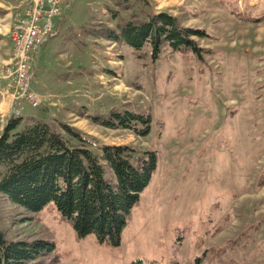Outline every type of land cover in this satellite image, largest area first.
I'll return each instance as SVG.
<instances>
[{
    "label": "rangeland",
    "instance_id": "1",
    "mask_svg": "<svg viewBox=\"0 0 264 264\" xmlns=\"http://www.w3.org/2000/svg\"><path fill=\"white\" fill-rule=\"evenodd\" d=\"M28 1L0 0V135L11 113L10 31ZM68 2L54 20L58 36L30 53L41 103L24 101L23 121L76 128L98 156L107 145L130 146L148 161L154 154L156 167L118 245L80 237L53 203L31 211L0 193L3 239L54 246L26 264H264V0ZM159 12L204 30L195 38L203 52L164 41L153 57L150 43L137 50L103 35ZM112 113L150 118L149 133L93 121Z\"/></svg>",
    "mask_w": 264,
    "mask_h": 264
},
{
    "label": "trees",
    "instance_id": "2",
    "mask_svg": "<svg viewBox=\"0 0 264 264\" xmlns=\"http://www.w3.org/2000/svg\"><path fill=\"white\" fill-rule=\"evenodd\" d=\"M147 18L129 21L120 35L111 30L103 35L112 41L122 38L137 50L150 43L153 57L164 41L174 50L203 52L195 38H206L204 30L185 27L167 12ZM140 120L147 126L138 130L136 122ZM93 121L110 129L133 128L139 136L150 131V118L132 113H112L110 120L95 117ZM65 133L78 143L66 139ZM105 166L114 173V183L107 180ZM155 167L154 154L148 161L126 145L103 146L98 156L79 130L66 124L55 127L38 116L27 123L22 118L11 119L0 135V193L31 211L53 203L80 237L94 233L99 241L114 245L120 243L126 216L148 186ZM53 248L45 241L7 243L0 234V264H26Z\"/></svg>",
    "mask_w": 264,
    "mask_h": 264
},
{
    "label": "built area",
    "instance_id": "3",
    "mask_svg": "<svg viewBox=\"0 0 264 264\" xmlns=\"http://www.w3.org/2000/svg\"><path fill=\"white\" fill-rule=\"evenodd\" d=\"M66 0H29L27 5L18 12L10 31L13 51L7 66L4 67V78L9 83L7 90L11 91V116H22L23 102L27 101L34 109L40 107L41 98L32 89L34 83V66L30 63V53L38 52L50 41V35L58 33L59 23L63 14L70 7ZM37 58V55L35 59Z\"/></svg>",
    "mask_w": 264,
    "mask_h": 264
},
{
    "label": "bare ground",
    "instance_id": "4",
    "mask_svg": "<svg viewBox=\"0 0 264 264\" xmlns=\"http://www.w3.org/2000/svg\"><path fill=\"white\" fill-rule=\"evenodd\" d=\"M51 37H50V39H52V38H54V37H56V36H58V34L57 33H53L52 35H50ZM21 117V116H20ZM13 118L14 119H16L17 118V116H13ZM21 118H23V117H21Z\"/></svg>",
    "mask_w": 264,
    "mask_h": 264
}]
</instances>
